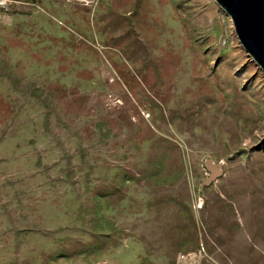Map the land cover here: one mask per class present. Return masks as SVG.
<instances>
[{
  "label": "rangeland",
  "instance_id": "1",
  "mask_svg": "<svg viewBox=\"0 0 264 264\" xmlns=\"http://www.w3.org/2000/svg\"><path fill=\"white\" fill-rule=\"evenodd\" d=\"M24 1L0 16V264H264V72L221 8Z\"/></svg>",
  "mask_w": 264,
  "mask_h": 264
},
{
  "label": "water",
  "instance_id": "2",
  "mask_svg": "<svg viewBox=\"0 0 264 264\" xmlns=\"http://www.w3.org/2000/svg\"><path fill=\"white\" fill-rule=\"evenodd\" d=\"M230 18L237 40L242 49L264 72V0H213ZM222 163L204 162L208 177L203 186H208L220 177Z\"/></svg>",
  "mask_w": 264,
  "mask_h": 264
},
{
  "label": "built area",
  "instance_id": "3",
  "mask_svg": "<svg viewBox=\"0 0 264 264\" xmlns=\"http://www.w3.org/2000/svg\"><path fill=\"white\" fill-rule=\"evenodd\" d=\"M60 1H62L64 4L75 3V4H78L80 6L86 7L87 9H89L91 11L90 12L91 15L94 13V10H95L98 2H99V0H60ZM28 6H30L32 8H37L41 11H44L41 6H39L36 2H33V1L27 2L24 0H0V16L12 13L20 7H28ZM54 19L59 24L63 25V22H61L60 20H58L56 18H54ZM191 257L189 260H188V258L181 257V259H182L181 261L186 262V264H190Z\"/></svg>",
  "mask_w": 264,
  "mask_h": 264
},
{
  "label": "bare ground",
  "instance_id": "4",
  "mask_svg": "<svg viewBox=\"0 0 264 264\" xmlns=\"http://www.w3.org/2000/svg\"><path fill=\"white\" fill-rule=\"evenodd\" d=\"M195 258V255L191 257L190 264H196L197 261L194 260Z\"/></svg>",
  "mask_w": 264,
  "mask_h": 264
}]
</instances>
